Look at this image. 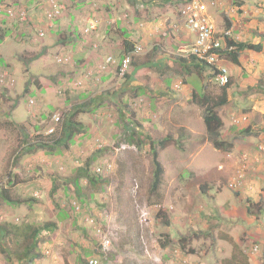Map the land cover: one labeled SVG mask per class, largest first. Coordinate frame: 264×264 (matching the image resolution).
<instances>
[{
	"label": "rangeland",
	"instance_id": "rangeland-1",
	"mask_svg": "<svg viewBox=\"0 0 264 264\" xmlns=\"http://www.w3.org/2000/svg\"><path fill=\"white\" fill-rule=\"evenodd\" d=\"M50 1L61 6L53 18L48 0H0V225L13 229L12 237L0 231V264H264V210L256 220L246 213L248 199L264 204V48L240 53V66L220 60L231 85L217 109L225 143L217 149L192 92L219 97L222 87L211 69L204 82L170 55L187 39L183 3ZM200 1L217 31L228 21L237 42L264 47V0L245 14L232 0ZM122 34L142 53L119 83L115 69L98 67L108 56L118 61ZM71 123L80 128L72 140L31 147ZM134 131L155 141L183 134L159 153L157 192L147 145L126 141ZM87 160L108 180L98 191L80 178ZM46 223L55 229L42 230L38 256L25 259V233Z\"/></svg>",
	"mask_w": 264,
	"mask_h": 264
},
{
	"label": "trees",
	"instance_id": "trees-1",
	"mask_svg": "<svg viewBox=\"0 0 264 264\" xmlns=\"http://www.w3.org/2000/svg\"><path fill=\"white\" fill-rule=\"evenodd\" d=\"M179 1L181 3H183L186 0H179ZM138 4H139L138 6H142L141 3H138ZM226 25H227V27L230 26L228 21H226ZM122 31L125 33L126 36L128 35V34H126V30H122ZM122 35H123L122 36V38H123L122 39V49H123L124 53H127V52L132 50L134 44L129 39H127V37L124 34H122ZM226 43H227L228 47H232V50L229 52H226L224 55L226 56V58L229 62L233 63L236 66H240L238 59H239V55L241 52H243L245 50H249V51H254L256 53H259L262 50V45H260V44L253 45V44H246V43H242V42H236V41L234 42V41H229V40H227ZM175 58L180 63H185L184 68L187 69L188 71H189V66H191L193 71H195L197 77L201 80H204V82H205V79H207V76L205 77L203 75L205 68L211 69L214 72L216 71L215 68L207 66L205 63H201L194 58H191L189 60H183V59H180L177 57H175ZM121 59H122V55L120 56V58L117 61L118 67L117 68L115 67V70H116L115 72H117L119 67H120ZM186 61H188V62H186ZM132 64L129 66L124 78L121 79L119 81V83L125 79H127V80L130 79V77L132 76V73H130L131 72L130 69H131ZM210 76L211 75H209V77ZM230 85H231V81L229 80L228 83L221 88V93H220L219 97L210 96V95L206 94L205 92L202 93L203 87H202L201 93H198L201 91V88L200 89H194V91L192 92V99H193L192 102L196 103L199 107L202 108V110L204 112L203 113V122H204V125L206 127V131H207L208 136H209L211 142L213 143L214 147L217 149H224V147H225V143L220 140V136H221L220 130L223 126V122L217 113V109L227 103V90L230 87ZM86 104H88L87 106H90L91 100H89V102H86ZM61 123H62V121H61ZM63 124H62V126H63ZM62 126L60 128V134H63V135H61L60 138L58 137L55 140H52L51 137L54 134H51V135H48L46 140H44V139L39 140L35 143V145L32 143L31 147L32 148L38 147V146L40 148H47L48 147L49 149L54 150L56 144L65 143L66 140H72L75 133L80 132V128H78L75 123H71L68 126V128H65ZM135 126L142 127V125H139L138 122H135ZM135 129H136V127H135ZM242 132L245 134L248 133L247 129L243 130ZM180 134L181 135H179V136H166V137L162 138L161 140L155 141L154 139L151 138L149 133L134 131V132H131V134H129V136H128V139H126V141L129 144L135 145L137 148L141 147L142 143H145L147 145L148 152L151 156V162L153 165V172H152L153 180H152V185H151V192H157L158 191L159 186L162 182V176L164 173L163 167L159 161V153H160V151H164L166 148H168L169 144H171L172 142L174 144L180 145L182 138H183V134L182 133H180ZM89 162L90 161L87 160L84 167L82 169H79L80 178L85 180V182L87 183L86 186L90 187L91 189H93L95 191H98L103 186L108 185V180L101 178L96 174L91 173L89 170ZM2 194L4 196L3 198L5 199V201H7L8 203L14 204V202L12 200L8 199L5 196V191H2ZM30 201L36 202L35 199H31ZM251 201L248 199L246 202V213L249 217H253L254 220H256L257 216L254 213H255V211H257V213L261 214V212L264 210V204H263V201L261 199H257L256 201L255 200L254 201L251 200ZM18 202L21 203L20 201H18ZM54 229H55V225H53L52 223H46L43 226H39V227H36L33 229H29L28 233L27 232L25 233L23 240H26L27 243L29 244L28 246H26L24 248L25 250H23L25 252V259L34 260L35 257L38 256V255H36V256L33 255V249L36 246V242H37L36 237L40 234V232L42 230H54ZM0 231L4 234V236L12 237L13 229H8L7 226L0 225ZM180 240L185 242L186 239L184 238V239H180Z\"/></svg>",
	"mask_w": 264,
	"mask_h": 264
},
{
	"label": "built area",
	"instance_id": "built-area-1",
	"mask_svg": "<svg viewBox=\"0 0 264 264\" xmlns=\"http://www.w3.org/2000/svg\"><path fill=\"white\" fill-rule=\"evenodd\" d=\"M215 3L216 2L214 1L211 2L210 6H215ZM47 4L49 6V11L47 12L49 18H53L60 14L61 6H57L56 3L50 0H48ZM6 15L12 17L14 11L9 9L6 12ZM21 15L22 19L25 20L23 13H21ZM180 15L186 25L188 33L187 39L179 44L174 51L170 52V55L183 60L194 58L201 63H205L207 66L214 67L217 72L215 76L216 83L220 86L226 85L228 83L227 72L219 63L224 54L232 50V47H228L226 41L229 40L235 42L238 40V37L233 35L232 27L217 31L218 29L209 15L208 4H205L200 0L184 1L180 10ZM90 25V30H93V23H90ZM86 32H89V30H86ZM40 36H43V33H40ZM93 48L96 49L97 46L95 45ZM141 53L142 47L138 45H134L131 51L122 53L120 67L116 72L118 80L124 78L134 58ZM60 61L61 59H59V62ZM110 66L118 67V63L113 56L106 57L104 63L99 66V72H105ZM2 82H4V78L0 79V83ZM9 84L12 85V83ZM54 122L59 123L60 118L58 116L54 117ZM48 132L49 134H52L54 129H50ZM101 245L107 250L110 246V241L103 237ZM89 264H98V261L90 260Z\"/></svg>",
	"mask_w": 264,
	"mask_h": 264
},
{
	"label": "crops",
	"instance_id": "crops-1",
	"mask_svg": "<svg viewBox=\"0 0 264 264\" xmlns=\"http://www.w3.org/2000/svg\"><path fill=\"white\" fill-rule=\"evenodd\" d=\"M167 1L168 0H165V2L167 3ZM116 2H117V4L118 5H121V0H116ZM234 6L236 7V9L235 10H237V12H238V10H240L243 14H245V13H247L246 11L248 10V9H250V10H253V8H254V5H256V3L253 5V2H254V0H234ZM233 5V4H232ZM259 12H257V14H258ZM161 24V23H160ZM159 24V25H160ZM235 27V26H234ZM237 29V28H236ZM235 30V29H234ZM238 37V36H237ZM239 38V37H238ZM242 43H246V42H242ZM246 44H253V45H257V44H260V45H262V50H263V42H261L260 40H257L256 39V41L255 42H252V43H246ZM261 50V52H263ZM249 50H245V51H243V52H241V53H245V54H247V52H248ZM249 52H254V51H249ZM260 53V52H259ZM84 55H88V53L86 52H84L83 53V56ZM121 56V55H120ZM175 58V57H174ZM104 59H106V57L104 58ZM104 59H103V61H104ZM239 60V63H240V58L238 59ZM117 61V60H116ZM102 63H104V62H102L101 61V64ZM100 64V65H101ZM233 64V63H232ZM241 64V63H240ZM99 65V66H100ZM234 65V64H233ZM234 66H236V65H234ZM99 68V67H98ZM108 69H115V67L114 66H111V67H109ZM115 71L116 70H114V72L112 73V74H115ZM109 76L110 75H104V76H102L101 77V80L102 81H105L106 79H108L109 78Z\"/></svg>",
	"mask_w": 264,
	"mask_h": 264
},
{
	"label": "clouds",
	"instance_id": "clouds-1",
	"mask_svg": "<svg viewBox=\"0 0 264 264\" xmlns=\"http://www.w3.org/2000/svg\"><path fill=\"white\" fill-rule=\"evenodd\" d=\"M234 3H235L234 0H232V4H233V5H234ZM214 23H215V22H214ZM215 25H216V24H215ZM229 27H231V26H229ZM229 27H228V28H229ZM232 28H233V27H232ZM237 41H238V40H237ZM237 41H236V42H237ZM224 57H226V56L224 55V56L221 58V60L224 59ZM132 63H133V62H132ZM110 67H111V66H110ZM222 67H223V66H222ZM108 68H109V67H108ZM213 68H214V67H213ZM225 70H226V72H227V69H226V68H225ZM105 72H106V71H105ZM216 73H217L216 71H215V72L213 71V75H212V77L214 78V80H215ZM115 74H116V72H115ZM116 76H117V75H116ZM227 76H228V73H227ZM117 79H118V78H117ZM118 81H120V80H118ZM228 81H229V76H228ZM215 82H216V81H215ZM216 84H217V83H216ZM217 85H218V84H217ZM218 86H220V85H218ZM220 87H223V86H220ZM98 173H99V171L97 170V174H98ZM76 210H79V206L76 207ZM88 263H89V261H88Z\"/></svg>",
	"mask_w": 264,
	"mask_h": 264
}]
</instances>
